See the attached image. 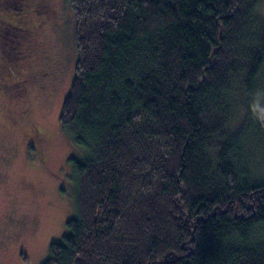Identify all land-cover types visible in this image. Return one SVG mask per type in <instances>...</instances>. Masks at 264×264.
Wrapping results in <instances>:
<instances>
[{"label": "trees", "instance_id": "trees-1", "mask_svg": "<svg viewBox=\"0 0 264 264\" xmlns=\"http://www.w3.org/2000/svg\"><path fill=\"white\" fill-rule=\"evenodd\" d=\"M68 1L76 212L42 264H264V0Z\"/></svg>", "mask_w": 264, "mask_h": 264}, {"label": "rangeland", "instance_id": "rangeland-1", "mask_svg": "<svg viewBox=\"0 0 264 264\" xmlns=\"http://www.w3.org/2000/svg\"><path fill=\"white\" fill-rule=\"evenodd\" d=\"M0 2L17 25L0 28V264H42L76 212L66 161L77 148L59 125L75 74V19L68 0ZM260 146L251 163L264 178Z\"/></svg>", "mask_w": 264, "mask_h": 264}, {"label": "flooded vegetation", "instance_id": "flooded-vegetation-1", "mask_svg": "<svg viewBox=\"0 0 264 264\" xmlns=\"http://www.w3.org/2000/svg\"><path fill=\"white\" fill-rule=\"evenodd\" d=\"M2 8L4 9V8H6V6L4 5V3L0 2V11H1ZM10 16H11V14L9 16H4L0 12V28H1V25L5 26V27L8 26V28L10 30H13L12 28H16L17 25L15 24V22L13 20H10V18H9ZM6 33H11V32L10 31H6ZM3 36L4 37H7L6 34H3ZM38 136L39 135L36 134V133L35 134H32L31 141H34Z\"/></svg>", "mask_w": 264, "mask_h": 264}]
</instances>
